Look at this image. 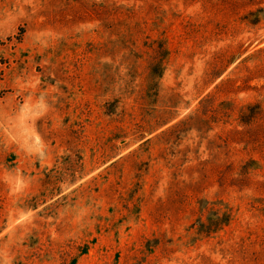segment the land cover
I'll return each mask as SVG.
<instances>
[{"label": "rangeland", "instance_id": "obj_1", "mask_svg": "<svg viewBox=\"0 0 264 264\" xmlns=\"http://www.w3.org/2000/svg\"><path fill=\"white\" fill-rule=\"evenodd\" d=\"M0 264H264V0H0Z\"/></svg>", "mask_w": 264, "mask_h": 264}, {"label": "trees", "instance_id": "obj_2", "mask_svg": "<svg viewBox=\"0 0 264 264\" xmlns=\"http://www.w3.org/2000/svg\"><path fill=\"white\" fill-rule=\"evenodd\" d=\"M202 226H203V225H202ZM203 227H204L203 229H204L205 231H206L207 229H210L209 226H208V227L203 226Z\"/></svg>", "mask_w": 264, "mask_h": 264}]
</instances>
